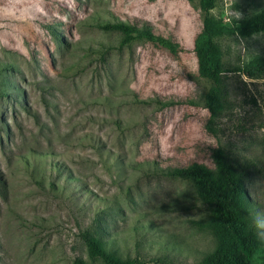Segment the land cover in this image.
<instances>
[{
  "label": "rangeland",
  "instance_id": "374dc122",
  "mask_svg": "<svg viewBox=\"0 0 264 264\" xmlns=\"http://www.w3.org/2000/svg\"><path fill=\"white\" fill-rule=\"evenodd\" d=\"M260 11L264 0H215L209 14L230 25ZM201 19L198 0H0V264H100L83 231L137 264H195L214 246L194 224L212 206L170 171L214 167L217 148L243 171L264 236V78L242 72L264 60V29L221 39L227 102L211 132L192 50ZM134 20L179 50L96 27Z\"/></svg>",
  "mask_w": 264,
  "mask_h": 264
},
{
  "label": "trees",
  "instance_id": "16d2710c",
  "mask_svg": "<svg viewBox=\"0 0 264 264\" xmlns=\"http://www.w3.org/2000/svg\"><path fill=\"white\" fill-rule=\"evenodd\" d=\"M215 0H198L202 13L201 27L193 38V52L197 62V73L209 81L203 95V107L208 112L207 127L214 132L211 123L220 117L226 108L227 91L222 74L228 71L221 39L233 34L246 35L264 29V11L250 17L224 25L209 14ZM96 27L118 30L121 33L119 45L143 40L174 54L179 50L177 42L155 33L145 22H100ZM238 71V66L235 67ZM243 74L248 78H264V60L254 57L243 63ZM214 167L199 162L176 167L171 174L188 180L197 196L211 204L208 216L195 221L197 229L209 232L214 246L204 253L195 264H252L253 256L264 250V236L260 227L248 215L242 170L230 164L220 148L213 153ZM80 237L89 258H97L100 264H137L134 258L121 257L105 247L104 240L83 231ZM72 264H88L75 257Z\"/></svg>",
  "mask_w": 264,
  "mask_h": 264
}]
</instances>
